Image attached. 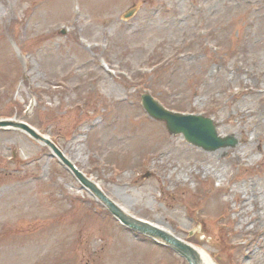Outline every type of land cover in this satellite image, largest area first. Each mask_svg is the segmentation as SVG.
<instances>
[{
    "label": "rangeland",
    "instance_id": "1",
    "mask_svg": "<svg viewBox=\"0 0 264 264\" xmlns=\"http://www.w3.org/2000/svg\"><path fill=\"white\" fill-rule=\"evenodd\" d=\"M142 93L233 145L169 133ZM1 118L216 264H264V0H0ZM0 264L187 263L121 225L43 143L0 128Z\"/></svg>",
    "mask_w": 264,
    "mask_h": 264
},
{
    "label": "water",
    "instance_id": "2",
    "mask_svg": "<svg viewBox=\"0 0 264 264\" xmlns=\"http://www.w3.org/2000/svg\"><path fill=\"white\" fill-rule=\"evenodd\" d=\"M141 102L146 112L153 118L163 120L171 134L182 133L185 140L192 145L204 150H215L220 146L233 145L232 136L219 137L212 120L201 116H183L171 113L161 107L149 94L141 95ZM0 127L15 128L27 133L35 140L42 142L71 169L79 182L89 189L93 195L127 228L147 235L157 242L170 247L174 252L183 257L188 264H200L198 249L174 235L172 232L154 225L146 220L137 218L125 212L114 203L93 181L85 177L73 164L64 157L56 145L45 136L38 133L33 127L25 122L13 120L0 121ZM231 142V143H230Z\"/></svg>",
    "mask_w": 264,
    "mask_h": 264
},
{
    "label": "bare ground",
    "instance_id": "3",
    "mask_svg": "<svg viewBox=\"0 0 264 264\" xmlns=\"http://www.w3.org/2000/svg\"><path fill=\"white\" fill-rule=\"evenodd\" d=\"M201 262L200 264H216L212 256L203 248H198Z\"/></svg>",
    "mask_w": 264,
    "mask_h": 264
}]
</instances>
